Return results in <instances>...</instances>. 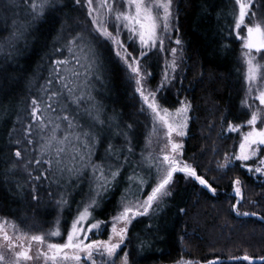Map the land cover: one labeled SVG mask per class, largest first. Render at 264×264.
<instances>
[{"label": "trees", "instance_id": "trees-1", "mask_svg": "<svg viewBox=\"0 0 264 264\" xmlns=\"http://www.w3.org/2000/svg\"><path fill=\"white\" fill-rule=\"evenodd\" d=\"M24 1L16 2L17 18L11 15L6 19V14L0 12V18L5 17L4 21L0 19V47L4 48L0 52V215L19 220L26 203V215L34 213L40 222L47 224L53 219L56 207L46 205L45 211L35 212L38 202L30 199V188L22 181L13 159L15 129L24 124L31 132L35 131L28 121L23 123L29 116L30 101L40 94V89L47 88L45 92L49 95L53 87L59 89V84L48 86L46 82L54 61L67 57L64 44L70 34L85 35L88 39L90 36L83 7L75 5V0H60L54 9L46 10L35 20L24 16L26 9L21 7ZM257 4L264 13V0H257ZM177 6V30L185 56L181 92L191 103L183 159L215 187L216 195L198 182L176 174L171 195L155 204L147 215L132 221L125 244L133 248L134 258L140 264H173L179 260L198 264H217V261L218 264H248L238 259L244 255L253 258L254 264H261L264 183L241 167V161L232 162L227 168L219 167L235 145V137L225 134L226 128L234 124L245 130L244 125L253 113L244 109L246 87L242 85L241 67L237 63L241 49L233 31L234 6L231 0H177ZM12 20L25 25L21 29L23 35L5 45L16 29L11 26ZM96 51L103 65L100 82L96 84L98 102L93 110L94 115L98 111L99 121L95 125L87 120L85 123L98 136L95 160H101L104 152L105 161L119 167L114 187L103 195L94 212L97 218L106 220L127 190L129 176L137 172L145 132L140 104L128 73L109 48ZM153 66L155 63L152 69ZM166 97L171 96L167 93ZM51 102L54 107L58 105L57 110L61 105H73L66 92L53 97ZM100 121L104 122L102 126H98ZM236 179L242 182L241 211L256 215L244 216L242 212L237 215L232 210V182ZM47 180L55 183L58 195L67 200L63 224L66 226L76 211L79 197L84 195L83 181L69 178L65 173ZM50 191L49 186L43 188L45 200L38 195L42 204L54 202L55 191L49 196Z\"/></svg>", "mask_w": 264, "mask_h": 264}, {"label": "snow or ice", "instance_id": "snow-or-ice-1", "mask_svg": "<svg viewBox=\"0 0 264 264\" xmlns=\"http://www.w3.org/2000/svg\"><path fill=\"white\" fill-rule=\"evenodd\" d=\"M28 2L31 9L30 15L35 20L41 18L46 10L54 9L60 0H39L38 4L31 2V0H28ZM235 2L239 6L238 16L235 17V38L240 40L243 49H246L243 52V57L248 66L246 79L249 84L250 94L255 81L261 76L262 71H264V65L260 64L253 55V52L264 54V27L259 23L252 26L245 23L246 17L249 15L252 0H235ZM75 5L85 7L88 16L91 18V25L93 27L87 29L90 39L83 35L73 34H70V38L66 39L64 47L67 48L71 60L57 59L54 61L46 84L48 86L59 84L60 87L59 89L53 87L48 100L53 101V97L63 96L65 92L67 93V98L77 106L85 97L90 99V93L87 92L89 77L95 76L96 79H99L103 67L96 49L107 47L115 53V57L118 58V61L127 70L129 80L134 81L135 92L139 94L142 102L140 106L141 113L150 115L154 125L159 122V124L167 129L168 144L171 147V154L163 156V163L166 164V167H158L157 181L154 186H151L150 192L146 193V198L124 205L123 210L113 219L111 226L112 235L105 241L98 238L90 239V237L100 234L103 223L93 216V212L99 206L100 200L98 198L102 199L110 186L114 187L113 182L116 181L119 175V167L113 170L111 165L105 167L103 164H98L92 159L95 154L96 134L92 131L82 130L79 123L75 121V118L71 114L62 117L64 121H67V131L63 139L57 140L55 132H53L47 143L41 146V154L43 155L52 146L53 141L61 145V147L56 149V159L44 161L37 159L35 161L36 164L47 163L50 168L45 169V171L49 172V175L53 174V171L61 174L67 172L69 178L72 176L80 178L83 177L86 170H90L94 183V187H90L88 198L77 206V213L72 218L71 225L67 229L66 239L63 242L47 243V251L42 253L45 259L50 260L52 264H81L82 259L90 261L91 264H98L95 257L99 256L109 258L107 261H101V264H114L111 258L117 255L121 245L124 244L127 238L128 225L137 216L147 215L158 198L171 195L169 186L173 183L174 174L181 173L186 178L198 182L202 188L207 189L212 195H216V189L204 176L198 173L196 167H193L182 159L183 144L171 139L173 133L179 137L186 135L185 130L188 127L189 120L187 113L190 110V103L186 100L179 101L181 106L176 109L175 116L173 117L169 112V108L161 102L163 100L162 93L168 88L171 80L175 78L169 71L167 64L165 65L160 83L154 89L148 87L150 83L149 77H151L152 73L144 65L153 56L157 55L158 52L166 50L164 41L165 39H172L169 35V30L176 27L172 11V0H149V2H146V0H99L95 5L94 0H75ZM122 6L124 10H121ZM253 15L255 14L253 13ZM109 25L112 26V31L109 30ZM24 27L25 25L21 24L19 28L13 31L9 37V44L23 35L21 29ZM242 27L246 29V35L242 34ZM125 33L126 35H124ZM122 35L123 39L121 38ZM175 43L181 45L182 42L177 38ZM176 51V48L171 49L174 57L171 64L172 72L176 68ZM82 59L87 61V64L82 63ZM261 59H264V55H261ZM69 63H72L71 69L67 67ZM80 69H84V73ZM81 76L84 77L83 80ZM44 90L47 91L48 89L45 88ZM158 95L159 99H157ZM257 99L261 105H264V89L259 90ZM43 102L41 100V103ZM32 106L31 115L33 118H39L37 117V113L41 111V107L36 99L32 100ZM47 109L57 111V108L53 107V103H48ZM94 109H96V105H91L89 108L90 115ZM59 110L64 111L66 109L61 108ZM260 118L261 113L254 111L251 118L247 120L250 130L242 133L239 154L235 155L236 161H248L258 154L264 156V148L261 147L264 146V128L257 130L256 127L257 121ZM93 119L99 121L98 111L93 116ZM100 122L103 123V121ZM228 130L230 132H239L240 126L229 124ZM125 135L127 138V134ZM111 147L109 145V151H111ZM128 152H132L130 140L128 141ZM15 155L19 158L21 157V152L16 151ZM231 163L232 161L228 157H225V163L219 165V167L227 168ZM259 164L264 165V159H261ZM240 166L244 167L245 165L241 163ZM247 170L249 172L253 171L251 167ZM255 172L264 173V167L257 166ZM35 179L39 180L40 177H35ZM141 179L143 180L142 177ZM144 182L147 183V181ZM232 186V197L235 198L232 210L237 215H240L241 213L237 211V205L243 199L242 182L236 179L232 182ZM58 203L64 205L67 203V200L61 197ZM243 215H256V213L244 212ZM90 218L92 222L87 223ZM117 222H121L123 227L118 228ZM3 231V226H0V232ZM46 235L52 237L61 236L59 221ZM113 237H117L118 239L113 242ZM20 238L22 239L23 237ZM4 239L8 242L9 247H14L12 238L6 232L4 233ZM31 240L44 244L46 236L33 235L31 236ZM28 253V248H24L22 251L16 253L17 259L13 264H18L20 259H31ZM81 254H83V257ZM3 259L4 256L0 254V260ZM238 259L247 261L248 264H254L253 258L248 255H244ZM122 264H128V253H124ZM185 264H191V262H185ZM261 264H264V258H262Z\"/></svg>", "mask_w": 264, "mask_h": 264}, {"label": "rangeland", "instance_id": "rangeland-1", "mask_svg": "<svg viewBox=\"0 0 264 264\" xmlns=\"http://www.w3.org/2000/svg\"><path fill=\"white\" fill-rule=\"evenodd\" d=\"M231 1L234 6L235 17H236L238 16V13H239V6L236 4L235 0H231ZM16 2L17 0H0V12H4L6 14V19L11 15H14L13 18L14 17L17 18L18 12L16 9ZM31 2L38 4L39 0H31ZM98 2L99 0H94V5L97 4ZM146 2H149V0H146ZM21 7H24V9H26L24 10V13H25L24 16L26 18L31 19L30 18L31 9L29 7L28 0L22 2ZM177 7H178L177 0H172V11H173L174 22H175L176 27L175 29L169 30V35L172 37V39L171 40L165 39L164 41V46L166 50L164 52H158L157 55L153 56V58L149 60L147 64L144 65V67L150 73H152L151 77H149L150 83L148 84V87L152 89H154L160 83L162 79L163 71L165 69V65L167 64L169 66V71L172 73V75L175 78L171 80L170 84L168 85V88L162 93L163 100L161 102L164 104V106L169 108V112L173 115V117L175 116L176 109L181 106L179 104V101L186 100L190 103L187 97L184 96V94L181 92L182 91L181 84L183 82L182 77L184 75L183 70H184V64H185V56H184V49H183L182 43L181 45H177L175 43V40L177 38L180 39V35L177 30V22H178V8ZM10 9L12 10V12ZM121 10H124L123 6ZM83 11H84L85 17L88 22V27L89 28L93 27L91 25V18L88 16L87 9L85 7H83ZM253 13L255 15H253ZM0 19L4 21L5 17L2 16ZM245 23L248 24L249 26L259 23L261 24L262 27H264V13L258 9L257 0H252L251 8L249 10V15L248 17H246ZM11 26H13L15 29V28H18L20 24L17 20L16 22H13L12 20ZM108 27L110 31L113 30L111 25H109ZM233 31H234V36H235L236 35L235 21H234ZM241 32L243 35H246L245 28L242 27ZM124 35H126V33ZM121 38L123 39V35ZM8 40L9 38H7L5 45L8 44ZM237 41L239 42L240 49H241L240 50L241 56L239 59L237 58V63L241 67L240 74H241V81H243L242 85H245L246 87V94L244 97L245 99L244 109L249 110V111L253 110V112L259 111L261 113V119H259L256 124L257 130H259L261 128H264V105H261L259 100L257 99L259 95V90L264 89V71H262L261 76L258 77L257 80L255 81L252 91L249 94V84L246 79L247 72H248V66L243 57V52H245L246 49H243L242 42L240 40H237ZM172 48L177 49L176 55H175L176 68L174 72H172L171 70V64L174 59L172 52H171ZM3 49L4 48H2V50ZM2 50L0 47L1 53H2ZM66 55L67 57L63 59L71 60V57L68 51H66ZM253 55L256 57V60L260 64L264 65V59H261V55H264V54H256L255 52H253ZM81 62L84 64H87V61H84L83 59ZM152 63L153 64L155 63V66H153L154 69H152V65H153ZM67 67L71 69L72 63H69ZM80 71L84 73V69H80ZM85 75H87V73H85ZM83 78L84 77L81 76L82 80ZM98 82H100V78L96 79L95 76H90L89 77V87L87 89V92L90 93L91 98L89 99L88 97H85V99L81 101L78 106L76 104H73L69 107H64L61 105L60 106L61 108L66 109L64 111H60V110L53 111L52 109H47V104L49 103V100H48L49 94H47L45 90L40 89V94L35 95L34 96L35 98H33L37 100V103L40 104V107H41V111L37 113V117L39 118H33V116L31 115L32 108H33L32 106L33 99L30 101L29 106H28L29 116L23 121V123H25V121H28L30 124L33 125V127L35 128V131L31 132L29 126H24V124L20 125L17 129H15V134H14L15 147L13 150V159H14V162L17 164L18 169L20 170V176H21L22 181H24V183L30 188V191H29L31 195L30 199H32V201L34 202L37 200L38 202V204L35 203L36 204L35 212L45 211L46 205H48V207L49 206L50 207L52 206L53 208L56 207V210H55L53 219H49L47 224H45L44 222H40L39 218H37V216L34 215V213H30L29 215H26L25 213L26 203L23 205V208L21 209L20 218L18 217L19 220H13V219L3 217L2 215H0V226H3V229H4L3 232H0V254L4 256V259L0 260V264H13V262L16 261L17 259L15 254L22 251L24 248L29 249L28 254L31 257V259L29 260L20 259L18 264H52V262L50 260H46L45 256L42 254L43 252L47 251V247H46L47 243L48 242H63L66 239L67 229L71 225L72 218L77 213V208L75 209L76 210L75 213H72V217L69 219V223L66 226L63 225L65 224L64 211L67 205L66 204L61 205L58 203V201L61 199V196L58 195V192H57L58 190L56 188L57 186L55 183H51L47 180V178L49 177L52 178V177L61 176V173L53 172V174L49 175V172L45 171V169H49L50 166L47 163L36 164L35 161L37 159H40L41 161L49 160V159H52V160L56 159V149L58 147H61V145L53 141L52 146L47 150L46 153L43 154L45 158H42L41 146L47 143V141L49 140L53 132H55L57 140L63 139V136L65 132L67 131V121H64L62 119L64 115L71 114V116L75 118V121L79 122V125L81 124L80 126L82 130L92 131L95 133L94 128L93 129H90V127L88 128V125H86L85 122L87 120L93 123V125L96 124V119H93V116H94L93 112L91 115L89 114V108L91 105H94L95 103L98 102V100H95L96 99L95 94L97 92L96 84ZM131 85L133 87V92L136 95V98L141 106L142 102L140 100L139 94L135 92L134 81H131ZM167 93H169V95L172 98L171 97L167 98L166 97ZM159 98L160 97L158 95L157 99ZM41 100H43L44 102L41 103ZM84 106L85 108H83ZM57 107H54V108H57ZM81 108L83 110H86L85 112L86 115L83 111L80 112L82 110ZM45 109H47V111H45ZM190 112H191V103H190V110L187 113L189 117L188 125L190 121ZM102 114L103 113H100V115ZM141 115L143 117L142 126L144 125L145 134L142 140L143 142L142 150L143 151L142 153H139L140 155H138L139 165L137 167V172L135 173L136 176L135 175L129 176L128 188L123 193V195L120 196V198L118 199L115 205L116 210L110 217H107L106 220H101L100 218H97L94 215L95 214L94 212L98 210V207L95 208L93 212V216L96 219L102 221L103 223L101 225L100 234L98 236L90 237V239L98 238V239L107 241L109 237L112 235L111 226H112L114 217L118 215L120 211L123 210L124 205L129 204V203H135L138 199L146 198V193L150 192L151 186H154V184L157 181L158 167L159 168L166 167V164L163 163V156L166 154H171V147L168 144L169 138L167 134V129L161 124H159V122H157L154 125L152 123V118L150 115H146L145 113H141ZM250 118L251 116L249 115L248 119ZM262 122L263 124H261ZM103 124L104 122L100 124L98 123V126H102ZM57 125H59V127H57ZM228 127L225 130V134H232L235 137L234 148L232 147L230 149V154L228 157L234 163L236 161L235 155L239 154V150H240L239 145L242 142V133L249 131L250 126L248 124H246V126L244 125L245 130L240 129L239 132H236V131L230 132L228 130ZM185 131H186V135L184 137H179L175 133H173L171 139L173 141L182 143L184 146V141L187 138L188 127ZM31 136L32 138L30 139ZM97 139H98V136L96 135V142H97ZM29 141H31V143H29ZM261 147L264 148V146H261ZM16 151L21 152V157L19 158L16 157L15 155ZM182 152H183V149H182ZM105 156H104V152H101V156H100L101 160L96 161L95 154L93 155L92 159L96 161V163L98 164H103L105 167H107L108 165H111L113 170H115L117 165L115 164L113 165L107 160L105 161ZM182 159H183V156H182ZM261 159H264V156H261L258 154L257 156L252 157L250 160L244 161L242 163L245 165L244 168L246 169L251 167L253 169V171L250 172L251 175L255 176V178L259 180L261 183H264V173L255 172V168L257 166L264 167V165L259 164V161ZM29 161H31V163H29ZM41 173H43V175H41ZM148 173H150L149 176H148ZM65 174H68V173L65 172ZM176 174H181V173H176ZM176 174H174V176ZM38 176L40 177V179L39 180L35 179V177H38ZM72 177H74L76 180L83 181L82 186L84 189V193H83L84 195L79 197L80 201L78 205H80L83 201H85L88 198L90 187H94L91 171L86 170L83 177H80V178H77L75 176H72ZM130 177H132V179H130ZM141 177L143 178V180L141 179ZM148 177H150V179ZM54 179L56 182L57 178H54ZM144 181H147V183H145ZM173 184H174V179H173V183L169 186L170 191L173 189ZM45 186H49L51 188V191L52 190L55 191L54 192V195H55L54 202L52 200V201H49V203L45 202L42 204L39 201L38 195L42 197V200H45L43 198V193H42V190ZM51 191H50L49 196H52ZM166 197L167 196L158 198V200L154 202L153 206L157 204L158 202L164 200ZM98 199L100 200V198ZM233 199L235 203V198ZM242 203H243V199L241 200L240 205ZM240 205H237V211L244 213L243 211H241ZM138 217H141V216H137L135 219H137ZM57 221H59L61 236L60 237L47 236L46 234L50 230H52L54 226H56ZM91 222H92V219L90 218L87 223H91ZM117 227L118 228L123 227V224L121 222H117ZM5 232L7 233L9 237L12 238V244L14 245V247H9L8 242L4 239ZM33 235H45L46 236L45 243L40 244L39 242L32 241L31 236ZM20 237H23V238L21 239ZM117 239H118L117 237H113V242H115ZM124 253H128V264H140L138 260L134 258L135 255L133 254V248H130V246H127L125 242L124 244L121 245V248L118 250L117 255L111 258L114 261V264H122ZM81 255L83 257V254ZM95 259L97 260L98 264H101V261H107L109 258L96 256ZM185 262H189V261L179 260L178 262L173 263V264H185ZM81 264H91V262L82 259ZM191 264H198V263L191 262Z\"/></svg>", "mask_w": 264, "mask_h": 264}]
</instances>
